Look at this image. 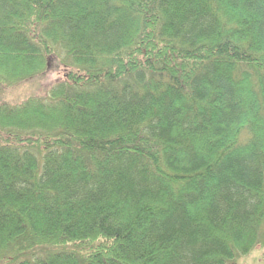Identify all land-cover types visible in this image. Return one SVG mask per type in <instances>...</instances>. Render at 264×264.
Segmentation results:
<instances>
[{
    "label": "trees",
    "instance_id": "16d2710c",
    "mask_svg": "<svg viewBox=\"0 0 264 264\" xmlns=\"http://www.w3.org/2000/svg\"><path fill=\"white\" fill-rule=\"evenodd\" d=\"M0 264H238L264 241V0H0ZM264 264V263H263Z\"/></svg>",
    "mask_w": 264,
    "mask_h": 264
},
{
    "label": "rangeland",
    "instance_id": "374dc122",
    "mask_svg": "<svg viewBox=\"0 0 264 264\" xmlns=\"http://www.w3.org/2000/svg\"><path fill=\"white\" fill-rule=\"evenodd\" d=\"M58 60L49 57L46 71L34 78H28L19 85H0V99L8 103H21L31 96L46 97L51 87L65 74ZM238 264H263L264 263V241L257 244L247 255L239 257Z\"/></svg>",
    "mask_w": 264,
    "mask_h": 264
}]
</instances>
